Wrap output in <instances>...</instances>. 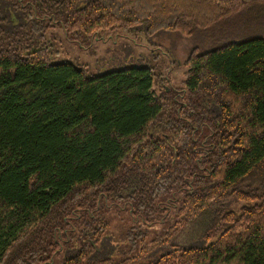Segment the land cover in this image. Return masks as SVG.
<instances>
[{"label":"trees","instance_id":"1","mask_svg":"<svg viewBox=\"0 0 264 264\" xmlns=\"http://www.w3.org/2000/svg\"><path fill=\"white\" fill-rule=\"evenodd\" d=\"M55 28L196 46L176 92L53 63ZM0 264H264V0H0Z\"/></svg>","mask_w":264,"mask_h":264},{"label":"rangeland","instance_id":"2","mask_svg":"<svg viewBox=\"0 0 264 264\" xmlns=\"http://www.w3.org/2000/svg\"><path fill=\"white\" fill-rule=\"evenodd\" d=\"M43 44L49 47L53 63H69L90 75L134 66L150 67L155 85L169 78V86L176 92L183 89L186 71L178 64L183 63L196 46L193 40L162 36L148 38L143 32L121 30L100 32L95 39L84 40L58 28L45 34ZM154 90L158 92L156 86ZM105 216L109 222L107 243L114 250L113 258L118 260V255L122 257L126 252L124 235L134 223L121 207L109 211ZM162 227L153 229L154 233L160 235Z\"/></svg>","mask_w":264,"mask_h":264}]
</instances>
